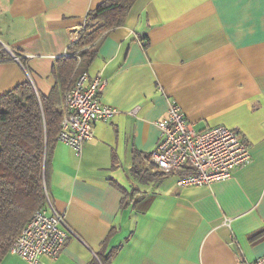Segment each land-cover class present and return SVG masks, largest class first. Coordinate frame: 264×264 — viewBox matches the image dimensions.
Returning <instances> with one entry per match:
<instances>
[{
    "label": "crops",
    "instance_id": "1",
    "mask_svg": "<svg viewBox=\"0 0 264 264\" xmlns=\"http://www.w3.org/2000/svg\"><path fill=\"white\" fill-rule=\"evenodd\" d=\"M105 0H0V94L29 79L48 95L54 66ZM15 52V53H14ZM116 109L81 156L57 142L49 198L72 237L44 264H239L264 254V0H137L88 69ZM177 101L197 131L236 130L252 159L228 179L182 187L148 163ZM141 171L134 173V166ZM257 236L254 238L253 234ZM104 257L106 260L101 261ZM2 264H28L8 253Z\"/></svg>",
    "mask_w": 264,
    "mask_h": 264
},
{
    "label": "trees",
    "instance_id": "2",
    "mask_svg": "<svg viewBox=\"0 0 264 264\" xmlns=\"http://www.w3.org/2000/svg\"><path fill=\"white\" fill-rule=\"evenodd\" d=\"M136 2L105 0L88 12L77 40L56 60L57 82L48 95L37 92L29 79L0 94V264L35 212L47 204L66 93L78 75L87 72L99 40L124 24ZM15 57L24 63L21 55L10 56L0 43L1 62ZM133 171L141 172L137 165Z\"/></svg>",
    "mask_w": 264,
    "mask_h": 264
},
{
    "label": "built area",
    "instance_id": "3",
    "mask_svg": "<svg viewBox=\"0 0 264 264\" xmlns=\"http://www.w3.org/2000/svg\"><path fill=\"white\" fill-rule=\"evenodd\" d=\"M77 38L78 35L73 42ZM16 61L20 62L18 58ZM88 78L87 72L80 73L66 93L57 137L77 156H81L86 142L94 138V124L108 121L116 113V109L99 100L106 87L101 74L91 78L89 83ZM158 127L159 142L148 163L156 173L179 174V186L210 185L228 179L252 159L248 141L236 130L220 125L197 131L177 101L169 103L167 116L158 122ZM72 237L78 238V235L66 225L64 215L47 195V204L35 212L9 252L28 264H44L42 256L56 259ZM239 264H264V254L254 261L242 259Z\"/></svg>",
    "mask_w": 264,
    "mask_h": 264
}]
</instances>
